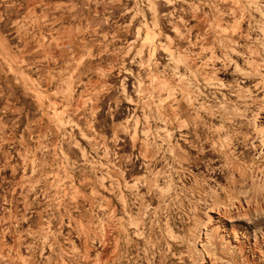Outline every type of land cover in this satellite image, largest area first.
<instances>
[{"label": "rangeland", "instance_id": "1", "mask_svg": "<svg viewBox=\"0 0 264 264\" xmlns=\"http://www.w3.org/2000/svg\"><path fill=\"white\" fill-rule=\"evenodd\" d=\"M263 113L264 0H0V264H264Z\"/></svg>", "mask_w": 264, "mask_h": 264}, {"label": "bare ground", "instance_id": "2", "mask_svg": "<svg viewBox=\"0 0 264 264\" xmlns=\"http://www.w3.org/2000/svg\"><path fill=\"white\" fill-rule=\"evenodd\" d=\"M264 114V113H263ZM259 127L261 129H264V119L262 120V122L259 124ZM260 129V130H261ZM263 132V131H261ZM264 134V133H263ZM264 136V135H263ZM236 164V163H235ZM235 166V165H234ZM233 166V167H234ZM243 168V167H242ZM240 170V169H239ZM243 171V170H242ZM245 172V171H244ZM243 173V172H242ZM262 193V192H261ZM264 193V192H263ZM260 194V193H259ZM243 205V204H242ZM217 206V205H216ZM250 206V205H249ZM233 207V206H232ZM244 207V206H243ZM254 208V207H253ZM222 210V209H221ZM225 210V209H224ZM223 210V212H224ZM228 210V209H227ZM235 210V209H234ZM245 210V209H244ZM219 211V210H218ZM229 211V210H228ZM215 212V211H214ZM226 212V211H225ZM222 213V212H221ZM219 212L218 213H214L215 215L211 216V218L209 219L210 221H208V231L211 234V236H219L220 239L222 240V243L225 245V248H227V250L231 251L233 247L235 246H239V237L237 236L236 232L234 231V228H232L228 223H227V218L221 214ZM229 213V212H228ZM227 214V213H226ZM227 216V215H226ZM227 219V220H226ZM221 229L220 231L218 229ZM217 236V238H218ZM210 238V237H209ZM216 239V238H215ZM220 241V240H218ZM210 242V241H209ZM207 243V242H206ZM207 245V244H206ZM211 245V244H210ZM240 247V246H239ZM224 248V247H223ZM237 248V247H236ZM235 248H233L234 250ZM252 250V247L251 249ZM257 251V250H256ZM259 251V250H258ZM233 252V251H232ZM231 252V253H232ZM260 252V251H259ZM230 253V252H229ZM254 253V252H253ZM257 253V252H255ZM254 255V254H253ZM256 255V254H255ZM250 257V256H249ZM264 257V256H263ZM208 259V264H224L222 263V260L220 261L218 258H211L209 256ZM256 259V258H255ZM226 262V261H225Z\"/></svg>", "mask_w": 264, "mask_h": 264}]
</instances>
